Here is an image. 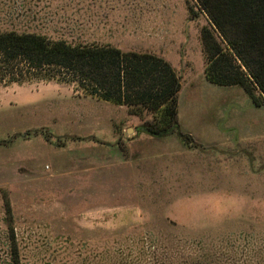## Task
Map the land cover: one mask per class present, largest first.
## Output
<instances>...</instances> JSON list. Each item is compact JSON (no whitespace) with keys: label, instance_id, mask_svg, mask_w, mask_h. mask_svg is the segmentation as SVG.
Wrapping results in <instances>:
<instances>
[{"label":"rangeland","instance_id":"374dc122","mask_svg":"<svg viewBox=\"0 0 264 264\" xmlns=\"http://www.w3.org/2000/svg\"><path fill=\"white\" fill-rule=\"evenodd\" d=\"M202 28L196 0H0V33L161 57L193 142L0 57V264H264V106L206 81Z\"/></svg>","mask_w":264,"mask_h":264},{"label":"trees","instance_id":"16d2710c","mask_svg":"<svg viewBox=\"0 0 264 264\" xmlns=\"http://www.w3.org/2000/svg\"><path fill=\"white\" fill-rule=\"evenodd\" d=\"M215 31L202 28L205 79L222 88L239 87L256 108L264 106V0H196ZM0 57L23 59L32 68L59 67L100 101L126 107L129 115L157 114L143 122L139 132L155 138L181 133L177 121L180 81L161 57L140 52L123 53L100 44L73 45L35 34L0 33ZM10 217V206L5 203ZM12 235V234H11ZM14 243L13 237L11 238ZM13 264H20L14 245Z\"/></svg>","mask_w":264,"mask_h":264},{"label":"crops","instance_id":"0c3cea01","mask_svg":"<svg viewBox=\"0 0 264 264\" xmlns=\"http://www.w3.org/2000/svg\"><path fill=\"white\" fill-rule=\"evenodd\" d=\"M180 125V124H179ZM127 132H128V130H129V128H127V129H125ZM180 130L183 132V130L181 129V127H180ZM139 134H141L142 136L140 137V138H145V139H141V140H147L146 142L147 143H151V142H155V141H159V142H164V141H166V140H159L158 138L157 139H152V140H150L149 139V137H145L143 134H142V132H139ZM138 134V135H139ZM189 135H190V133H189ZM140 136V135H139ZM191 136V135H190ZM192 137V136H191ZM130 139V138H129ZM179 139V138H178ZM140 140V139H139ZM179 142H181L180 140H179ZM151 145V144H150ZM182 145H184V144H182ZM186 148H184V153H187V152H189V151H191V150H195V148H190V147H188V146H186V145H184ZM188 148V149H187Z\"/></svg>","mask_w":264,"mask_h":264},{"label":"flooded vegetation","instance_id":"af4514ba","mask_svg":"<svg viewBox=\"0 0 264 264\" xmlns=\"http://www.w3.org/2000/svg\"><path fill=\"white\" fill-rule=\"evenodd\" d=\"M91 44H97V43H91ZM91 44H87V45H91ZM100 46H106V45H100ZM111 46V45H110Z\"/></svg>","mask_w":264,"mask_h":264},{"label":"water","instance_id":"95a60500","mask_svg":"<svg viewBox=\"0 0 264 264\" xmlns=\"http://www.w3.org/2000/svg\"><path fill=\"white\" fill-rule=\"evenodd\" d=\"M214 27V26H213Z\"/></svg>","mask_w":264,"mask_h":264}]
</instances>
